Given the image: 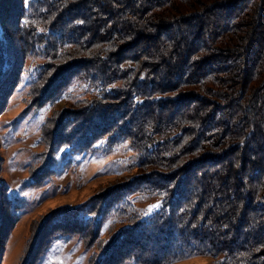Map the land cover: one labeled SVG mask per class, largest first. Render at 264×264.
<instances>
[{"label": "trees", "instance_id": "1", "mask_svg": "<svg viewBox=\"0 0 264 264\" xmlns=\"http://www.w3.org/2000/svg\"><path fill=\"white\" fill-rule=\"evenodd\" d=\"M34 66L32 108L81 79L93 93L47 118L45 141L68 125L69 145L136 153L76 233L158 200L96 264H264V0H0V97Z\"/></svg>", "mask_w": 264, "mask_h": 264}, {"label": "rangeland", "instance_id": "2", "mask_svg": "<svg viewBox=\"0 0 264 264\" xmlns=\"http://www.w3.org/2000/svg\"><path fill=\"white\" fill-rule=\"evenodd\" d=\"M38 74L35 66L27 67L13 93L0 97V264H96L104 260L99 240L104 242L111 233L151 217L158 200L133 199L125 211H131L136 219L114 223L109 218L97 238L83 239L76 233L75 228L81 225L76 221L96 224L91 220L98 219L77 213L79 206L123 174L124 161L136 153L128 142L114 151H104L107 146L100 142L106 138L101 137L89 138L90 142L79 146L69 145L65 134L68 125L58 137L45 141L42 128L47 118L56 111L71 109L93 93L81 79L62 92L66 99L61 102L58 99L32 108ZM135 250L132 248L131 253L138 255ZM211 262V258L196 256L173 264Z\"/></svg>", "mask_w": 264, "mask_h": 264}]
</instances>
